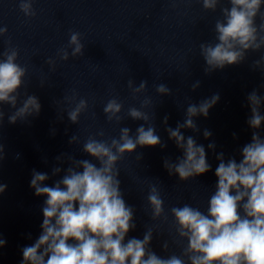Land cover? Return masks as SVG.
<instances>
[{
	"label": "clouds",
	"instance_id": "clouds-1",
	"mask_svg": "<svg viewBox=\"0 0 264 264\" xmlns=\"http://www.w3.org/2000/svg\"><path fill=\"white\" fill-rule=\"evenodd\" d=\"M33 2L20 0V11L27 17L36 15ZM199 2L204 10L215 12L219 8L221 13L214 26L215 42L199 45L206 74L242 63L249 52L264 49V0ZM7 31L6 26L0 27V37ZM7 43L8 47L0 53V124L5 117L3 105L14 109L8 115V122L15 124L38 116L41 104L38 97L27 92L21 99L20 89L25 85L27 68L17 63L18 49L10 40ZM67 47L71 48L73 58L84 54L85 46L79 32L70 33ZM58 55L64 61L69 59L67 48L60 49ZM47 63L54 69V60L50 58ZM253 67L264 71V54L253 62ZM127 86L136 98L146 91L147 81L135 86V82L129 80ZM198 87L199 81L192 89ZM156 92L172 94L164 84L156 85ZM219 99V94H214L199 104H188L184 122L178 123L175 129H165L169 139L182 151V156L175 161L165 158L163 166L170 176H178L181 182L192 180L212 168L205 146L198 144L193 136L186 137L182 129L199 132L195 118H206ZM246 100L251 112L247 120L253 130L251 141L240 149L242 158L239 161L235 157L225 159L223 152L216 154L217 183L206 212L185 203L171 207L166 213L160 188L157 184H149L147 202L151 219L167 222L170 213V234L173 242L181 246L179 255L161 256L151 248L152 227L145 229L142 239L128 237V233L136 228V209L124 198L117 165L126 154L136 153L138 147H167L156 132L155 112L150 115L143 110L152 104L151 99L146 98L141 101L140 108L129 107L127 112L131 119L144 121L135 134H131L130 128L121 127L118 138L105 139L102 129L89 135L81 150L92 160L76 159L67 154L57 156L58 162L66 158L69 166L52 168L53 176L64 172L52 186L45 183L50 179L48 173L33 170L30 187L37 197L46 199L42 207L41 233L34 243L22 249L21 264H264V136L261 135L264 96L254 89ZM64 101L74 105L67 111V116L70 122L78 124L81 114L88 109L87 100H77L73 92L71 96H65ZM123 109V102L112 98L104 105L103 113L109 123L120 124L124 119L120 115ZM167 122L165 116L163 123L166 126ZM203 136L209 139L212 132L205 129ZM69 143H79V137L73 135ZM207 148L215 151V142L209 143ZM3 158L4 146L0 144V160ZM137 158L142 159V153ZM6 189L7 185L0 184V194ZM5 244L6 240L0 238V248ZM161 247L167 252L168 241Z\"/></svg>",
	"mask_w": 264,
	"mask_h": 264
}]
</instances>
